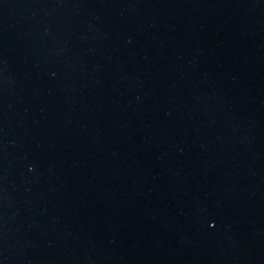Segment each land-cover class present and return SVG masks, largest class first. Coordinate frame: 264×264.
<instances>
[{
    "label": "water",
    "instance_id": "obj_1",
    "mask_svg": "<svg viewBox=\"0 0 264 264\" xmlns=\"http://www.w3.org/2000/svg\"><path fill=\"white\" fill-rule=\"evenodd\" d=\"M0 264H264V0H0Z\"/></svg>",
    "mask_w": 264,
    "mask_h": 264
}]
</instances>
